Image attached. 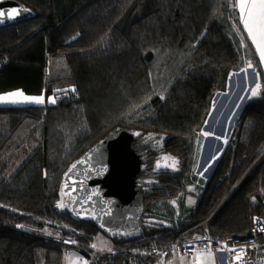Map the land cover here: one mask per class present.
Masks as SVG:
<instances>
[{
	"label": "trees",
	"instance_id": "obj_1",
	"mask_svg": "<svg viewBox=\"0 0 264 264\" xmlns=\"http://www.w3.org/2000/svg\"><path fill=\"white\" fill-rule=\"evenodd\" d=\"M20 1L37 16L0 28V94L55 102L0 105V264H65L70 250L89 264H154L191 243L247 235L264 214V65L238 0ZM247 55L260 95L201 179L199 134ZM116 126L169 134L167 150L182 164L145 193L146 214L170 227L146 224L141 237L99 250L98 226L61 212L58 189L69 163ZM192 183L196 204L165 217L159 205ZM52 228L75 244L39 233Z\"/></svg>",
	"mask_w": 264,
	"mask_h": 264
},
{
	"label": "water",
	"instance_id": "obj_2",
	"mask_svg": "<svg viewBox=\"0 0 264 264\" xmlns=\"http://www.w3.org/2000/svg\"><path fill=\"white\" fill-rule=\"evenodd\" d=\"M36 16L20 0H0V28ZM171 138L137 127L112 128L66 167L56 207L76 221L93 222L110 239L139 238L150 223L170 227L146 214L145 193L160 186L163 172L177 170L178 157L167 150Z\"/></svg>",
	"mask_w": 264,
	"mask_h": 264
},
{
	"label": "rangeland",
	"instance_id": "obj_3",
	"mask_svg": "<svg viewBox=\"0 0 264 264\" xmlns=\"http://www.w3.org/2000/svg\"><path fill=\"white\" fill-rule=\"evenodd\" d=\"M260 34L262 32L260 31ZM254 39L252 40L255 43L256 50L262 60L264 65V44H263V35L252 34ZM250 36V34H249ZM252 37V36H250ZM262 42V43H260ZM240 49V48H239ZM242 54V50L240 49ZM246 63H243L239 68L231 71L228 81L226 83V89L224 91H220L216 94L212 111L209 115V118L201 130L197 142V155H196V163L194 166V174L195 176L201 179H208L209 175L205 174L206 169L204 166H208L209 157L216 146H219L220 149L217 152L216 158L222 153L225 144L234 129V125L238 116L245 105V103L251 98L258 97L260 95V83L259 76L256 72L255 68L252 66V63L247 60ZM249 59V58H248ZM5 100L10 104H20L26 101L32 103H54L55 99L53 96L47 97L45 95L29 97V99H24L21 91H15L11 93H6L1 95ZM28 102V103H29ZM214 159V158H213ZM213 160H211L212 162ZM181 160H176L177 171L181 168ZM175 173V172H174ZM198 184L192 183L188 184L187 188L182 192V194L169 202L159 205V210H161L162 214L166 217L168 208L171 210H175V217H179L181 214V209L183 205L185 208H191L196 204V196L198 192ZM166 206V208H165ZM168 219H173L169 217ZM111 240L104 233H100L94 240L93 246L99 250L109 249L112 246ZM195 245L197 246L198 252L194 254L193 258L189 256L188 253L177 252L173 257L169 260H161L158 263L154 264H195L196 260L201 261L205 264H213L215 261V257L212 251L204 247L203 243L194 244L191 243L188 246ZM186 246V247H188ZM70 250L65 256V264H89L90 258L89 255L83 256L81 253ZM77 252V253H76Z\"/></svg>",
	"mask_w": 264,
	"mask_h": 264
},
{
	"label": "built area",
	"instance_id": "obj_4",
	"mask_svg": "<svg viewBox=\"0 0 264 264\" xmlns=\"http://www.w3.org/2000/svg\"><path fill=\"white\" fill-rule=\"evenodd\" d=\"M48 238L60 241L67 245H74L73 238L63 236L60 229L52 228L45 232H39ZM196 244H199L197 242ZM203 246L213 252L215 261L213 264H264V214L256 218L247 235L228 236L217 241L203 242ZM188 253L191 259L198 252L197 246H188L183 250ZM182 252V251H181ZM156 253H158L156 251ZM163 256L166 252L162 253ZM195 264H205L196 260ZM126 264H136L132 260Z\"/></svg>",
	"mask_w": 264,
	"mask_h": 264
},
{
	"label": "crops",
	"instance_id": "obj_5",
	"mask_svg": "<svg viewBox=\"0 0 264 264\" xmlns=\"http://www.w3.org/2000/svg\"><path fill=\"white\" fill-rule=\"evenodd\" d=\"M238 8L241 12L242 19L246 27V30L250 34V36H252L251 38H253L252 34H259L260 36L263 35L262 40L264 44V0H238ZM260 31L262 32V34H260ZM17 91H20V90H17ZM21 93L23 94L24 99H29V97H35V96H27L22 91ZM4 94H0V105H15V104L8 103V101L5 100L4 97H1V95H4ZM28 102L29 101H26L20 104H32V101L29 103Z\"/></svg>",
	"mask_w": 264,
	"mask_h": 264
},
{
	"label": "bare ground",
	"instance_id": "obj_6",
	"mask_svg": "<svg viewBox=\"0 0 264 264\" xmlns=\"http://www.w3.org/2000/svg\"><path fill=\"white\" fill-rule=\"evenodd\" d=\"M218 149H220L219 148V146H216L215 147V149H214V151L210 154V155H208L209 157L207 158V160L209 159V163H208V166H204L205 168L204 169H206V171H205V174L206 175H209V177H210V175H211V173L213 172V168H215V166H214V164H215V162H216V160H217V158H216V155H217V152L219 151ZM218 156V155H217ZM220 156V155H219ZM214 158V159H213ZM211 160H213L212 162H211ZM208 177V178H209Z\"/></svg>",
	"mask_w": 264,
	"mask_h": 264
},
{
	"label": "flooded vegetation",
	"instance_id": "obj_7",
	"mask_svg": "<svg viewBox=\"0 0 264 264\" xmlns=\"http://www.w3.org/2000/svg\"><path fill=\"white\" fill-rule=\"evenodd\" d=\"M154 156H155V155H153V157H154ZM177 167H178V166H176V168H177ZM176 171H177V170H176ZM176 171H175V172H176ZM165 173H171V172H169V171H167V172H163L162 175L165 174ZM173 173H174V172H173ZM162 175H161V177H160V181H161ZM160 184H161V183H160Z\"/></svg>",
	"mask_w": 264,
	"mask_h": 264
}]
</instances>
